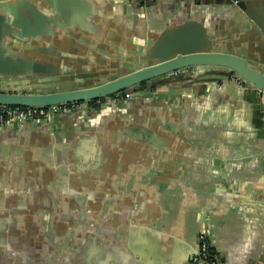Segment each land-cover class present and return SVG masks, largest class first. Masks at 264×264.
Listing matches in <instances>:
<instances>
[{
	"label": "crops",
	"instance_id": "1",
	"mask_svg": "<svg viewBox=\"0 0 264 264\" xmlns=\"http://www.w3.org/2000/svg\"><path fill=\"white\" fill-rule=\"evenodd\" d=\"M75 1L77 18L41 45L56 69L134 58L184 25L264 63V0H148L137 21L132 0ZM188 84L1 126L0 241L31 230L34 262L22 264H193L205 225L221 264H264V93L226 77Z\"/></svg>",
	"mask_w": 264,
	"mask_h": 264
},
{
	"label": "water",
	"instance_id": "2",
	"mask_svg": "<svg viewBox=\"0 0 264 264\" xmlns=\"http://www.w3.org/2000/svg\"><path fill=\"white\" fill-rule=\"evenodd\" d=\"M69 1L72 2L42 0L44 6L40 9L26 0H0V105L40 107L82 102L85 107L91 100L103 99V104L99 107L102 110L106 107L105 101L108 98H122L125 91L132 88L143 90L163 85L181 86L180 82L184 81H188V85H195L218 82L223 77L237 79L264 93V63L220 50L198 26L184 25L175 31L166 28L152 38L150 47L143 49L134 58L106 63L101 67L89 63L87 67H81V62L73 60L74 71L56 69L46 61L44 55L48 52L43 51L41 45H45L50 39L53 24L62 27V20L72 21L77 18L81 4L75 1L72 5ZM226 2L243 8L239 0ZM132 3L136 7L133 21H137L139 15L145 12L148 1L144 2V6L142 0H132ZM57 34L59 32H54L53 36ZM91 69H96V72ZM176 70L182 71L174 74ZM83 107L53 114L44 120H14L0 127L26 123L48 124L57 115L80 113ZM32 227L30 224L25 225L26 229ZM48 228L49 224L43 222L38 232L47 234ZM202 228L208 233L205 225ZM201 229L197 236V250L191 257L193 264H198L193 262V258L199 250ZM26 233V239L20 245L12 239L0 241L3 245L1 248L7 243L12 252L8 256L0 255V264H22L23 259L26 260L25 263L34 262V240L30 237L32 232L26 230ZM217 260L223 262V259Z\"/></svg>",
	"mask_w": 264,
	"mask_h": 264
},
{
	"label": "built area",
	"instance_id": "3",
	"mask_svg": "<svg viewBox=\"0 0 264 264\" xmlns=\"http://www.w3.org/2000/svg\"><path fill=\"white\" fill-rule=\"evenodd\" d=\"M148 0H142V5ZM146 9V8H145ZM182 70H176L173 73L178 74ZM183 71H186L183 70ZM96 103H100L99 100ZM103 102L101 103V105ZM85 104L82 102H71L64 103L59 105H50V106H9V105H0V125L14 121V120H23V119H33V120H44L53 114L65 113L77 108L83 107ZM211 241L208 237V233L205 229H201L199 233V250L198 253L194 256L193 262L200 264H221L218 262L217 258L211 253Z\"/></svg>",
	"mask_w": 264,
	"mask_h": 264
},
{
	"label": "trees",
	"instance_id": "4",
	"mask_svg": "<svg viewBox=\"0 0 264 264\" xmlns=\"http://www.w3.org/2000/svg\"><path fill=\"white\" fill-rule=\"evenodd\" d=\"M132 89H135V88H132ZM132 89L125 91V95H126L128 92H130ZM125 95H124V96H125ZM117 98H118V97H117ZM96 101H97V100H91V101L88 102V105H93L96 109H98V108L101 106V103H102L104 100H103V99H99L100 103H96ZM212 251H213V249H212V247H211V253H212ZM212 254H213V253H212Z\"/></svg>",
	"mask_w": 264,
	"mask_h": 264
},
{
	"label": "rangeland",
	"instance_id": "5",
	"mask_svg": "<svg viewBox=\"0 0 264 264\" xmlns=\"http://www.w3.org/2000/svg\"><path fill=\"white\" fill-rule=\"evenodd\" d=\"M131 93V92H130ZM134 93H136V92H134ZM129 93H127L125 96H127ZM113 98H115V99H117V97H113ZM107 100H111V98H108Z\"/></svg>",
	"mask_w": 264,
	"mask_h": 264
},
{
	"label": "flooded vegetation",
	"instance_id": "6",
	"mask_svg": "<svg viewBox=\"0 0 264 264\" xmlns=\"http://www.w3.org/2000/svg\"><path fill=\"white\" fill-rule=\"evenodd\" d=\"M137 89H132L130 92H134V91H136ZM129 93V92H128Z\"/></svg>",
	"mask_w": 264,
	"mask_h": 264
}]
</instances>
